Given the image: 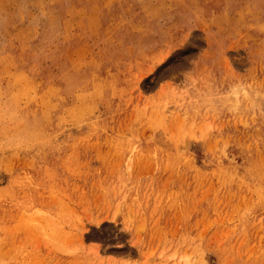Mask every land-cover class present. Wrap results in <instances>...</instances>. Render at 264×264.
I'll use <instances>...</instances> for the list:
<instances>
[{"label": "rangeland", "instance_id": "rangeland-1", "mask_svg": "<svg viewBox=\"0 0 264 264\" xmlns=\"http://www.w3.org/2000/svg\"><path fill=\"white\" fill-rule=\"evenodd\" d=\"M0 264H264V0H0Z\"/></svg>", "mask_w": 264, "mask_h": 264}]
</instances>
